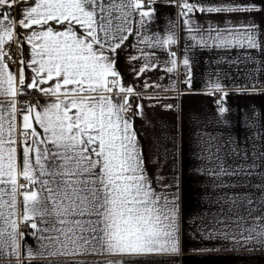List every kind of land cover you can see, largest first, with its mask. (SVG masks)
Listing matches in <instances>:
<instances>
[{
	"label": "snow or ice",
	"instance_id": "snow-or-ice-1",
	"mask_svg": "<svg viewBox=\"0 0 264 264\" xmlns=\"http://www.w3.org/2000/svg\"><path fill=\"white\" fill-rule=\"evenodd\" d=\"M155 2L0 0V9L26 5L18 26L29 30L20 39L31 46L27 66L33 72L31 82L26 83V62L21 61L18 80L11 73L5 76L7 66L0 62V254L10 247V255L19 258L18 236H23L19 224L31 222L40 233L41 255L107 254L121 259L104 264H174L168 260L123 259L175 256L181 250L175 200L165 197L162 203L147 183L136 133L122 115L131 109L134 88L121 84L113 59L132 34L131 17L138 14L143 27L145 18L154 15ZM178 6L181 16L187 15L185 9L190 12L196 7L187 0ZM7 10L0 13V49L5 39L19 35L14 32L17 22ZM205 10L259 9L200 8ZM50 22L63 25L64 30L45 28ZM73 25L83 33L78 35ZM240 27L242 32L231 41L223 38V43L238 38L241 46L246 42L257 47L251 33L254 26ZM174 42V35L169 34L157 44L169 46ZM3 55L0 51V61ZM144 70L141 68L140 73ZM212 87L220 90L219 85ZM25 88L55 99L43 105L27 104L19 109L18 118L15 98L24 94ZM121 94L122 100L113 99ZM142 107L138 105L134 115H142ZM35 125L43 130L42 135ZM21 179L25 183H20ZM36 217L47 226L38 228ZM254 219L255 227H241L237 222L238 231L230 238L233 244L264 246V215ZM34 255L28 253L29 258ZM68 264L80 262L70 260Z\"/></svg>",
	"mask_w": 264,
	"mask_h": 264
},
{
	"label": "crops",
	"instance_id": "crops-1",
	"mask_svg": "<svg viewBox=\"0 0 264 264\" xmlns=\"http://www.w3.org/2000/svg\"><path fill=\"white\" fill-rule=\"evenodd\" d=\"M182 2L156 0L154 15L145 18L143 27L139 15H133L132 34L113 57L121 84L134 88L130 97L135 106L122 115L136 133L148 185L162 203L165 197L175 200L181 249L175 256L123 259L264 264V246L240 247L230 239L238 231V221L241 227H255L254 218L264 215V0H187L196 7L190 12L185 9L186 16L180 15L178 5ZM236 6H255L259 10L200 11ZM25 7L17 4L10 10L0 9V13L10 11L11 19L17 22L14 32L21 37L29 34V30L18 26ZM241 25L254 26L251 33L257 47H249L246 42L241 46L238 38L223 43V38L231 41L242 32ZM49 26L54 31L64 30L55 22L45 28ZM73 29L78 35L84 31L78 25ZM169 34L174 35V43L157 44ZM30 49L25 39L22 59L15 65L0 61L7 66L5 76L11 73L18 80L23 60L26 83L31 82L33 72L27 66ZM141 68L145 69L143 73ZM170 68L173 70L168 71ZM215 85L220 90L212 87ZM123 95L113 99L122 100ZM53 99L41 94L37 102L43 105ZM138 105L143 106L142 115H134ZM35 128L43 134L39 125ZM19 182L25 183L23 179ZM35 219L38 228L47 226L40 223L39 217ZM30 223L26 232L19 231L23 233L18 236L19 258L11 256V248L7 247L0 254V264H68L70 260L104 264L121 259L107 254L41 255L40 233ZM29 252L35 255L29 258Z\"/></svg>",
	"mask_w": 264,
	"mask_h": 264
},
{
	"label": "built area",
	"instance_id": "built-area-1",
	"mask_svg": "<svg viewBox=\"0 0 264 264\" xmlns=\"http://www.w3.org/2000/svg\"><path fill=\"white\" fill-rule=\"evenodd\" d=\"M20 35H14L11 40L5 39V43L1 51L4 53L2 60L6 64L15 65L23 57V41L20 39ZM11 57V58H10ZM184 77L188 74L184 73ZM41 93L32 89H24V94L18 95V109L26 106L27 104H35ZM129 115V114H128ZM28 229V223H22L19 227L20 232H26Z\"/></svg>",
	"mask_w": 264,
	"mask_h": 264
},
{
	"label": "trees",
	"instance_id": "trees-1",
	"mask_svg": "<svg viewBox=\"0 0 264 264\" xmlns=\"http://www.w3.org/2000/svg\"><path fill=\"white\" fill-rule=\"evenodd\" d=\"M130 103H131V107L133 108L135 106V100L132 99V97H130Z\"/></svg>",
	"mask_w": 264,
	"mask_h": 264
}]
</instances>
